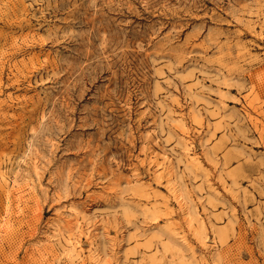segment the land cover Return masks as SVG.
Returning a JSON list of instances; mask_svg holds the SVG:
<instances>
[{"label":"rangeland","instance_id":"374dc122","mask_svg":"<svg viewBox=\"0 0 264 264\" xmlns=\"http://www.w3.org/2000/svg\"><path fill=\"white\" fill-rule=\"evenodd\" d=\"M0 264H264V0H0Z\"/></svg>","mask_w":264,"mask_h":264}]
</instances>
